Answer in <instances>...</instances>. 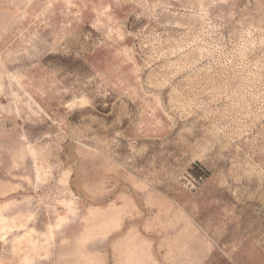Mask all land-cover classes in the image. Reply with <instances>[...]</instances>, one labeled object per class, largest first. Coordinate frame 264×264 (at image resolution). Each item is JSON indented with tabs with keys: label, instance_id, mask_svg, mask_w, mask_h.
<instances>
[{
	"label": "rangeland",
	"instance_id": "obj_1",
	"mask_svg": "<svg viewBox=\"0 0 264 264\" xmlns=\"http://www.w3.org/2000/svg\"><path fill=\"white\" fill-rule=\"evenodd\" d=\"M134 234L264 264V0H0V264Z\"/></svg>",
	"mask_w": 264,
	"mask_h": 264
},
{
	"label": "crops",
	"instance_id": "obj_2",
	"mask_svg": "<svg viewBox=\"0 0 264 264\" xmlns=\"http://www.w3.org/2000/svg\"><path fill=\"white\" fill-rule=\"evenodd\" d=\"M184 238H182V242L187 241L189 239V243H191V240L193 237L191 235V233L187 234H183ZM174 237H178L177 235H173ZM148 236L146 235H142V234H134L131 236V238L128 240V244H127V250L128 252L132 253V254H137L140 251H143V255L142 256H134L133 259H130L129 264H161L155 256L154 253V248L157 246L156 242H154V239H149L147 238ZM202 237V236H199ZM203 240V238H202ZM167 242H163L165 244L170 243L168 246L169 251L172 250L171 248L174 246L172 244V239L166 240ZM191 246V244H190ZM206 251H201L199 253H197L195 256H182L184 259V263L187 264H204L205 259H206ZM170 256V255H169Z\"/></svg>",
	"mask_w": 264,
	"mask_h": 264
}]
</instances>
